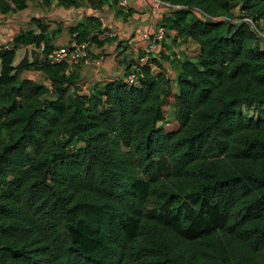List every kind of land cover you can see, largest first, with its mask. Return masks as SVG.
<instances>
[{"label": "trees", "instance_id": "1", "mask_svg": "<svg viewBox=\"0 0 264 264\" xmlns=\"http://www.w3.org/2000/svg\"><path fill=\"white\" fill-rule=\"evenodd\" d=\"M163 1L166 36L198 45L174 76L150 53L82 92L38 17L0 51V264H264V0Z\"/></svg>", "mask_w": 264, "mask_h": 264}, {"label": "crops", "instance_id": "2", "mask_svg": "<svg viewBox=\"0 0 264 264\" xmlns=\"http://www.w3.org/2000/svg\"><path fill=\"white\" fill-rule=\"evenodd\" d=\"M121 0H81L76 4H65L63 0H25L23 8L0 13V39L12 41L14 36L22 31L35 28L31 21L38 17L44 20L49 28V36L63 35L56 32L58 28H70L79 22H86L90 17L98 18L101 25L92 31L99 39L109 38L103 44L87 42L89 47L90 64L81 65L80 78L82 92H89L92 83L106 82L124 76L130 63H135L141 52L147 49V42L142 33L153 29L159 13L152 0H127V6H120ZM198 51L196 42L182 38L171 31L159 43L158 57L167 71L174 76L178 61L184 57H194ZM170 62V63H169ZM134 68V64L130 70ZM153 70H158L153 66ZM30 68L25 72H38ZM174 85V83H173ZM175 121L174 127H177Z\"/></svg>", "mask_w": 264, "mask_h": 264}, {"label": "built area", "instance_id": "3", "mask_svg": "<svg viewBox=\"0 0 264 264\" xmlns=\"http://www.w3.org/2000/svg\"><path fill=\"white\" fill-rule=\"evenodd\" d=\"M154 5L158 10L163 8V10L168 7L167 2L163 0H152ZM120 6L126 7L127 6V0H121ZM162 13V11H161ZM159 13V17L161 15ZM159 17L157 19L156 25L153 27V29H148L142 33L143 39L147 42V49L145 50V53L141 56L137 57L138 63L145 64L147 61H149L150 53H154L157 51L158 45L160 42H162L168 31L158 23ZM257 34L260 36V38L263 41L264 44V30H259L256 28ZM12 47V41H3L0 39V51L10 49ZM43 48V45L41 46V49ZM88 43L86 41L83 42H76L72 40L70 43V46H58L52 48L50 51L46 53V60L50 63H56V62H66L69 69L74 68L76 65H87L90 64L91 60L89 57V52L87 50ZM153 66V65H152ZM125 80L128 82H136L137 81V75L133 70H130L126 76Z\"/></svg>", "mask_w": 264, "mask_h": 264}, {"label": "rangeland", "instance_id": "4", "mask_svg": "<svg viewBox=\"0 0 264 264\" xmlns=\"http://www.w3.org/2000/svg\"><path fill=\"white\" fill-rule=\"evenodd\" d=\"M50 26V24H49ZM64 31V34L63 35H59V36H56V33H54L51 37H49V41L51 42V48H54V47H58V46H70V43L72 42V39H73V35L70 31V28H58V30L56 32L60 33V32H63ZM88 52L89 51V47L87 48ZM39 57H41V52H39ZM43 57V56H42ZM170 63V62H169ZM78 70H80L81 68V64H78L75 66ZM22 77H30V78H33L34 80L38 81V82H42V83H45V84H49V80L47 77H45V75L41 72V71H38V72H24L22 74ZM170 106H172V104L170 103V101L168 102V104L165 105L164 107V111H165V115L167 118L170 119L171 117V113H170ZM248 107L245 105V110L247 111ZM262 113L261 110H259L257 112V115ZM174 123L175 121L172 120V121H169L168 124L166 125V128H173L174 127ZM5 136V132L3 129H0V143L2 142L3 138Z\"/></svg>", "mask_w": 264, "mask_h": 264}, {"label": "water", "instance_id": "5", "mask_svg": "<svg viewBox=\"0 0 264 264\" xmlns=\"http://www.w3.org/2000/svg\"><path fill=\"white\" fill-rule=\"evenodd\" d=\"M263 47V46H262Z\"/></svg>", "mask_w": 264, "mask_h": 264}]
</instances>
